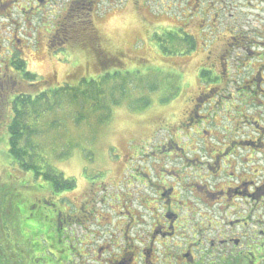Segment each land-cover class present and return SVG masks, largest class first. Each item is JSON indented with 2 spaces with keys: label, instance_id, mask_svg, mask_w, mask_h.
Masks as SVG:
<instances>
[{
  "label": "rangeland",
  "instance_id": "rangeland-1",
  "mask_svg": "<svg viewBox=\"0 0 264 264\" xmlns=\"http://www.w3.org/2000/svg\"><path fill=\"white\" fill-rule=\"evenodd\" d=\"M4 1L9 0H0ZM230 1L227 7L221 0H45L42 5L22 0L17 5L12 2L10 16L4 18L0 10V89L5 92L16 86L12 82L8 83L9 87L5 84L16 70L13 57L25 63L26 70L40 80L42 87H68L82 78L105 73L118 76V85L112 86L120 103L111 104L108 117L100 121L83 109L85 117L51 125L49 131L39 136L47 152L45 159L65 178L74 180L73 191L61 193L62 201L71 200L76 206L86 198H89L86 203L93 198L98 202L94 205L96 217L87 220L89 216L82 211V217L76 214L67 229L73 238L71 242L81 253L69 250L67 259L73 264H104L118 254L115 242L120 244L122 231L119 230L124 227L117 226L124 220L118 210L127 209L122 207L126 203L128 207L132 204L133 211L139 206L140 194L147 191L141 183L130 180L132 167L136 168L134 174L146 170L150 163L181 167L179 160L159 162L151 152L155 145L175 138L185 152L195 149L196 157H201L207 154L205 144L217 139L258 138L254 129L264 126V97L259 95L264 94V87H255L256 94L252 91L243 96L242 87L247 84L240 81L245 69L241 66L247 61L236 56L239 49H232L224 65L222 54L226 53V43L232 40L227 26L233 32L238 27L246 40L264 42V37L255 35L257 30H264V2ZM20 5L24 10L19 9ZM207 13L209 17L205 18ZM162 40H165L163 45ZM245 46L253 47V44L247 41ZM212 64V74H226L228 79H216L211 84L200 82V71ZM209 87H213L214 93L197 110L198 115L193 111L194 103L200 105L204 100L198 101L197 95ZM107 89L102 85L103 95H110ZM120 91L124 95L120 96ZM139 98L148 100V104L142 107L144 103ZM64 100L61 106L66 112L70 110L72 118L73 102L69 98ZM189 115L202 116L203 122L194 130L182 126ZM1 141L5 143V136ZM171 151L173 156L169 160L174 154L184 155L174 147ZM5 152L0 142V182ZM236 152L246 160L244 165L238 163L236 171H243L245 166V170H255L264 178V152L251 153L244 149ZM193 167L183 171L186 180L197 176L196 173L208 175L205 171L195 172ZM32 183L38 184L33 179ZM48 191L42 195L49 197ZM140 212L145 221L149 220L147 212L141 208ZM201 212L212 214L208 210ZM213 212L217 228L224 229L219 211L214 208ZM257 214L263 223L256 230L264 231V208ZM142 228L147 229V224L135 226L131 234L142 233ZM246 230L250 234L245 238L248 239L253 233L251 227ZM235 232L240 233L241 228L237 227Z\"/></svg>",
  "mask_w": 264,
  "mask_h": 264
},
{
  "label": "flooded vegetation",
  "instance_id": "flooded-vegetation-1",
  "mask_svg": "<svg viewBox=\"0 0 264 264\" xmlns=\"http://www.w3.org/2000/svg\"><path fill=\"white\" fill-rule=\"evenodd\" d=\"M19 1L22 0L0 2V10L4 13V18L11 15L12 2L17 5ZM260 1L264 2V0ZM31 2L42 5L45 0H31ZM221 2H226L227 7H229L232 1L221 0ZM7 4H9L8 8H6ZM19 9L24 10L21 5ZM207 14H205V18L209 17ZM206 26L208 27L207 23ZM231 28L227 26L231 32L232 40L226 43L224 48L226 53L222 54L223 64L227 65V58L232 49H239L240 52L236 56L247 61L241 66V69H245L241 73L240 81L247 84L242 87L243 92H245L243 96L252 91L256 94L258 88L255 87L260 85L264 87V42L252 38L246 40L241 37L240 32L242 31L238 27L234 32ZM257 31L259 33L256 32V36L264 37L263 29ZM247 41L253 44V47L245 46ZM246 66L248 67L246 68ZM207 69L212 72L214 65L208 66ZM223 70L226 71V68L223 67ZM212 77H215L214 80L228 79L226 74L221 76L209 75L205 78L211 79ZM209 88L198 93V101L204 100V102L199 105L195 101L194 112L197 113V110L202 109L209 95L214 93ZM262 91L264 92V90ZM259 95L264 97V94L259 93ZM198 115L195 117L189 115L185 118L182 126L194 130L195 126L203 122L200 119L202 116ZM194 118L199 119L195 120ZM254 130L258 133V138L255 140L249 137L244 138V140L228 139L229 142L217 139L212 144H205L207 154L201 157L198 155L196 157L195 149L186 151L189 152L186 154L184 147L175 138L170 137L158 147L155 145L151 152L154 153L159 162L179 160L181 167L174 169L166 164L159 166L160 163L159 165L150 163L146 166V170H140L139 174H134L136 168L132 167V173L129 175L130 180L133 179L134 182L141 183L147 191L140 194L139 206L133 211L130 210L132 204L128 207L126 203L122 207L127 209L118 210V213H121L119 216L124 217L123 222L117 225L124 226L119 230V232L122 231L119 238L121 239L120 244L115 242L119 248L118 254H116L118 257L114 255L103 263L229 264L232 257H241L242 263L248 261L249 264H264V231L258 232L256 230L258 224L261 227L263 223L260 220L261 215L257 212L264 208V178L259 177L255 170L254 172H251L250 168L245 170V166H242L243 171L241 172L235 170L238 163L244 165L243 163L246 161L244 160L245 157L242 158L237 154V150L244 149L251 153L264 152V142L262 141L264 126L258 125ZM172 147L184 155L178 157L179 155L173 153L175 157L169 160V157L173 156L170 154ZM166 150L168 153L164 154L162 151L166 152ZM237 157H241L240 160H237ZM191 165L194 166L195 172L205 171L208 175L201 176L196 173L197 176L186 180V172L183 171ZM210 178L211 181H209ZM99 183L103 184V182ZM73 189L70 188L65 192H71ZM56 194L60 193L52 190L51 197L56 196ZM132 195L130 194V196ZM38 198H42L41 201L49 205L46 197ZM86 199L81 201L79 206H76L71 200L69 202L64 201V204H66L68 212L78 208L85 211V214L89 216L87 220H90L96 217L94 205L98 202L97 199L93 198L90 203H86L89 201ZM235 200L238 202L236 203ZM51 206L54 205L51 204ZM140 208L144 213H148L149 220H144L145 216L141 214ZM214 208L219 211L221 220L225 222L224 229L217 228ZM201 210H208L212 214L202 213ZM70 215L69 213L67 218L69 223H66L64 227L68 239L71 237L70 231L67 230L71 224L72 215ZM73 221L75 220L73 219ZM139 224H147V229L142 228V233L138 231L139 234L137 235L131 234L132 229ZM237 227L241 228L240 233L235 232ZM248 227H251L250 233L253 234L250 238L245 239L250 235L246 230ZM245 240L247 241L245 242ZM239 245H243V248H240ZM97 253H100V249Z\"/></svg>",
  "mask_w": 264,
  "mask_h": 264
},
{
  "label": "trees",
  "instance_id": "trees-1",
  "mask_svg": "<svg viewBox=\"0 0 264 264\" xmlns=\"http://www.w3.org/2000/svg\"><path fill=\"white\" fill-rule=\"evenodd\" d=\"M164 41H161V45ZM164 48L169 50L166 46ZM12 59L17 63L16 70L5 84L9 87L8 83L12 82L16 86L7 92L0 89V142L6 148L2 169L4 174L0 182V264H73L67 259L69 250L80 252L71 242L72 237L68 239L64 227L69 223V213L72 222L76 214L82 217V210L73 208L74 211H67L60 194L74 188V180L65 178L45 159L47 152H44L39 136L43 131H49L51 125L57 126L69 119L80 120L85 117L83 109L100 121L108 117L112 105L118 106L120 103L112 86L118 85V76L105 73L82 78L78 84L68 87H42L39 85L40 80L26 70L23 61L15 57ZM100 62L104 63L103 60ZM210 71L206 68L200 71V82L211 84L215 81V77L205 78L215 76ZM104 84L110 95H103ZM210 88L213 90V87ZM119 93L120 96L124 95V92ZM64 98L73 102L70 108L73 109L72 118L70 110L66 112L61 106ZM140 100L144 103L142 107L148 104V100ZM4 136L5 143L1 141ZM11 167H17V171ZM32 179L38 184L32 183ZM46 190H49V197L42 195ZM52 190L60 194L51 197ZM41 196L47 198L49 205L38 198ZM241 261V257H232L229 264H249L248 261Z\"/></svg>",
  "mask_w": 264,
  "mask_h": 264
}]
</instances>
